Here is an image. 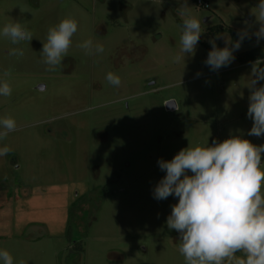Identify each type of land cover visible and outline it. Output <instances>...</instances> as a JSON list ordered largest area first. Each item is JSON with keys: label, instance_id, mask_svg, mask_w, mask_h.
I'll use <instances>...</instances> for the list:
<instances>
[{"label": "rangeland", "instance_id": "1", "mask_svg": "<svg viewBox=\"0 0 264 264\" xmlns=\"http://www.w3.org/2000/svg\"><path fill=\"white\" fill-rule=\"evenodd\" d=\"M204 1L208 9L187 0L205 31L195 53L175 62L184 0H0V32L19 21L33 35L17 45L0 35V80L10 71L12 88L0 96V119L16 121L0 140L11 149L0 156V250L14 264H185L180 234L166 223L178 197L153 198L166 175L157 161L230 135L264 144V135H248L252 62L240 57L264 51V39L242 45L218 71L204 63L217 34L259 28L251 10L260 0ZM65 17L78 30L48 71L43 42ZM88 39L104 51L86 54L79 45Z\"/></svg>", "mask_w": 264, "mask_h": 264}, {"label": "clouds", "instance_id": "2", "mask_svg": "<svg viewBox=\"0 0 264 264\" xmlns=\"http://www.w3.org/2000/svg\"><path fill=\"white\" fill-rule=\"evenodd\" d=\"M187 0L178 8L183 17L180 36V53L175 62L185 60V54H194L201 39L202 21L194 16ZM259 28L249 34L248 28L238 31V39L233 42L226 34H217L208 42L211 50L204 63L211 71L229 66L234 60L245 39L254 35L257 43L264 39V0L251 10ZM247 25V21L244 22ZM78 30V21L65 17L49 28L46 42L41 52L42 62L48 71H55L62 64L72 45V37ZM13 45L33 39L29 31L19 21H10L3 26L2 32ZM216 39H224L225 46L217 47ZM86 54L102 53V44H94L88 39L79 45ZM10 55L23 56L19 48H12ZM264 61L256 60L251 64L248 83L249 106L247 117L253 121L249 136L264 135ZM4 73L0 80V96H10L12 88ZM201 73H197L199 76ZM107 81L118 87L121 79L109 72ZM260 85L257 87V85ZM171 102L167 103L170 104ZM175 106V105H174ZM176 107V106H175ZM0 140L16 128L14 118L0 119ZM11 149L0 148V156L7 155ZM264 144L255 145L240 135H230L222 142L213 141L211 146L197 145L181 149L170 161H157L166 175L153 189V198L165 200L169 196L178 197V203L171 206V214L166 223L169 229L180 234L179 253L185 264H264ZM189 171L192 175H189ZM3 264H14V258L7 250H0ZM25 264V261H19Z\"/></svg>", "mask_w": 264, "mask_h": 264}, {"label": "trees", "instance_id": "3", "mask_svg": "<svg viewBox=\"0 0 264 264\" xmlns=\"http://www.w3.org/2000/svg\"><path fill=\"white\" fill-rule=\"evenodd\" d=\"M183 25V24H182ZM231 40L233 42H235L237 39H238V35H237V32L236 31H232L231 30ZM257 42L256 41V38H251V39H245L243 42H242V45H245L249 42ZM241 45V46H242ZM241 57V60L246 62V63H249V62H254L256 60H262L264 59V51L261 50V49H254V50H250V51H247L243 54L240 55ZM68 235V234H67Z\"/></svg>", "mask_w": 264, "mask_h": 264}, {"label": "water", "instance_id": "4", "mask_svg": "<svg viewBox=\"0 0 264 264\" xmlns=\"http://www.w3.org/2000/svg\"><path fill=\"white\" fill-rule=\"evenodd\" d=\"M39 89H40V90H44L45 88H44L43 86H40ZM170 102H171L170 104H167V103H166V105H165V106H166V110H167L168 112H174V111H176V110L178 109L176 103H175L174 101H170ZM168 103H169V102H168ZM174 105H175L176 107H175Z\"/></svg>", "mask_w": 264, "mask_h": 264}, {"label": "built area", "instance_id": "5", "mask_svg": "<svg viewBox=\"0 0 264 264\" xmlns=\"http://www.w3.org/2000/svg\"><path fill=\"white\" fill-rule=\"evenodd\" d=\"M197 6L200 8L208 9L209 4L205 2L204 0H197Z\"/></svg>", "mask_w": 264, "mask_h": 264}]
</instances>
